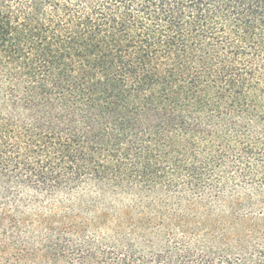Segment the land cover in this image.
<instances>
[{
	"label": "trees",
	"instance_id": "obj_1",
	"mask_svg": "<svg viewBox=\"0 0 264 264\" xmlns=\"http://www.w3.org/2000/svg\"><path fill=\"white\" fill-rule=\"evenodd\" d=\"M0 264H264V0H0Z\"/></svg>",
	"mask_w": 264,
	"mask_h": 264
}]
</instances>
